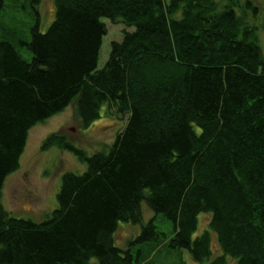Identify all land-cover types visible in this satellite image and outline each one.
<instances>
[{"label":"trees","instance_id":"obj_1","mask_svg":"<svg viewBox=\"0 0 264 264\" xmlns=\"http://www.w3.org/2000/svg\"><path fill=\"white\" fill-rule=\"evenodd\" d=\"M41 1L24 0L34 17L28 37L0 38V264H142L139 245L160 236L153 218L142 222L143 201L171 220L170 248L207 264H229L227 256L264 264V53L255 25L233 0H53L43 32ZM104 18L126 28L99 68ZM104 102L128 114L108 148L89 154L62 130L50 133L42 150H68L86 168L63 172L43 220L10 214L2 188L29 129L70 103L89 127ZM200 212L210 213V230L192 238ZM120 220L142 222L126 247L114 240Z\"/></svg>","mask_w":264,"mask_h":264},{"label":"rangeland","instance_id":"obj_2","mask_svg":"<svg viewBox=\"0 0 264 264\" xmlns=\"http://www.w3.org/2000/svg\"><path fill=\"white\" fill-rule=\"evenodd\" d=\"M227 3L229 0H216ZM237 14L242 15L249 24L255 25L257 37L264 53V29L261 23L264 19V0H233ZM257 8H253V6ZM221 6V5H220ZM40 30L46 31L55 18V4L53 0H42L39 4ZM108 33L103 37L98 67H102L109 57L111 42L121 40L125 24L121 21L112 22L104 18ZM34 23L30 7L24 0H5L0 10V38L28 37L29 28ZM133 29V28H128ZM26 58L31 53L19 46ZM128 114H122L109 102L100 107V116L89 127H82L78 115L74 111L73 103L65 109L33 125L28 132L27 142L20 156V167L9 174L2 188V201L10 214L17 217L31 218L41 221L57 206L56 194L60 187L61 176L67 170L82 172L86 163L68 150L53 146L47 150L41 149V144L50 133L62 130L68 139L84 148L91 154L97 150L107 149L117 133L126 124ZM142 222L153 218L160 231L159 240H151L139 245L142 248V264H207L206 261L194 260L186 248L172 249L167 245L173 234V225L163 213L155 212L145 201L142 202ZM210 213L198 214V226L192 235L194 238L205 229H209L208 217ZM141 223L120 220L114 233V240L118 246L126 247L129 240L134 238L142 227ZM212 232V231H211ZM212 241L216 235L212 232ZM216 243V242H215ZM213 246L214 243L212 242ZM137 248V246L135 247ZM221 252L218 247V251ZM229 264L235 259L227 256Z\"/></svg>","mask_w":264,"mask_h":264}]
</instances>
